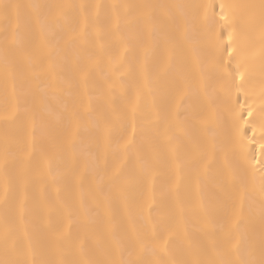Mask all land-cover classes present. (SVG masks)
Segmentation results:
<instances>
[{"label":"snow or ice","instance_id":"snow-or-ice-1","mask_svg":"<svg viewBox=\"0 0 264 264\" xmlns=\"http://www.w3.org/2000/svg\"><path fill=\"white\" fill-rule=\"evenodd\" d=\"M0 264H264V0H0Z\"/></svg>","mask_w":264,"mask_h":264},{"label":"bare ground","instance_id":"bare-ground-1","mask_svg":"<svg viewBox=\"0 0 264 264\" xmlns=\"http://www.w3.org/2000/svg\"><path fill=\"white\" fill-rule=\"evenodd\" d=\"M257 2H258V0H257Z\"/></svg>","mask_w":264,"mask_h":264}]
</instances>
